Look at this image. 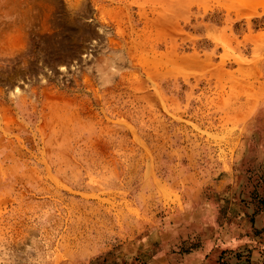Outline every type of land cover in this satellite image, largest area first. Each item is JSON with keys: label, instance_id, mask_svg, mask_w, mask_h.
I'll list each match as a JSON object with an SVG mask.
<instances>
[{"label": "rangeland", "instance_id": "rangeland-1", "mask_svg": "<svg viewBox=\"0 0 264 264\" xmlns=\"http://www.w3.org/2000/svg\"><path fill=\"white\" fill-rule=\"evenodd\" d=\"M264 0H0V264H264Z\"/></svg>", "mask_w": 264, "mask_h": 264}, {"label": "trees", "instance_id": "trees-1", "mask_svg": "<svg viewBox=\"0 0 264 264\" xmlns=\"http://www.w3.org/2000/svg\"><path fill=\"white\" fill-rule=\"evenodd\" d=\"M263 203H264V201H263Z\"/></svg>", "mask_w": 264, "mask_h": 264}]
</instances>
